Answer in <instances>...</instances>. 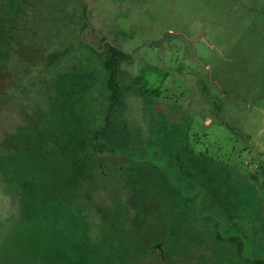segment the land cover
I'll return each mask as SVG.
<instances>
[{"label":"rangeland","instance_id":"1","mask_svg":"<svg viewBox=\"0 0 264 264\" xmlns=\"http://www.w3.org/2000/svg\"><path fill=\"white\" fill-rule=\"evenodd\" d=\"M101 39L132 60L99 157ZM0 264H264V0H0Z\"/></svg>","mask_w":264,"mask_h":264},{"label":"trees","instance_id":"2","mask_svg":"<svg viewBox=\"0 0 264 264\" xmlns=\"http://www.w3.org/2000/svg\"><path fill=\"white\" fill-rule=\"evenodd\" d=\"M83 17L86 20L84 30H87L89 28L87 8H85L83 10ZM15 31L16 30L14 28L13 32H15ZM30 32L31 31L29 30V31H26V32L23 31L20 33V30H18L15 32V34L13 36H10V39L7 42V46L9 49H8V52L5 55V57L3 56L4 64L7 67L12 65V67H13V69H15L16 73H17V70L19 68V65L21 64L20 59H21L22 53H20L19 51H22L23 48L25 49V53L30 54L29 63L36 62L40 56H44V53L46 51L45 47H44V45H45V43H44L45 34L39 33V34H35L33 36L32 33H30ZM101 41H102V43L105 44V46L108 50V54H109L108 60L106 62V69L108 71V79H107L106 86H107V90L109 91V96H108V105H107L106 112H105L103 126L101 127V129L95 130L92 134V141L94 142V150L99 155V157L104 156L107 152L109 153V155H112V156L115 154V152L112 149L104 148V146L100 142V139L103 135H105L107 132H109L111 130V127L113 125V117H114L115 109L119 106V104L122 100L123 92H122V86H121V77L119 75V66L122 63H128V62H131V60H132V56L130 53H127L124 50H122L121 48L105 41V39H101ZM4 64H3L2 68H4ZM33 66H31V65L29 66L30 71H31ZM14 76H16V78H15L16 82L18 81V83H21V81L23 79V75L19 74V75H14ZM27 78H29V76H27L26 78L24 77L23 81H25ZM76 168H78V172H77L76 178H75L74 172L76 171ZM67 171H68L69 181L71 180V176L73 179L71 181H75V182L76 181L81 182L84 180L86 181L88 172H87V170H85L84 163L82 161H80V164L77 166H73V165L69 166ZM95 174H97V175L99 174V176L97 177V175H94L91 177L97 178L95 180V182L98 181L97 183L100 185L101 182H103L106 179V177L103 176L102 171H99V173H98V170H97V173H95ZM43 177H44V175H42V174L36 175L32 171L31 163H29L28 160H22L21 161L20 166H19L20 182L22 181L24 183L26 182V183H30V184H35L38 179H42ZM153 238H154L153 240H155L156 236ZM158 239H160V238L158 237ZM145 245L147 246L148 244H146V242H145ZM160 246H161V244H159V243L156 244V242L151 245V255L149 258H152L153 253L155 254V252H156L154 250H157V248H159ZM159 252H160V250H159ZM161 257L164 260L162 253H161ZM146 259H148V258H146Z\"/></svg>","mask_w":264,"mask_h":264}]
</instances>
